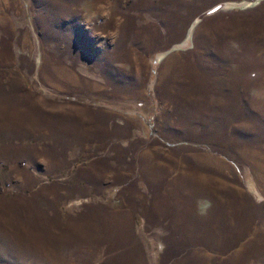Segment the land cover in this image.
I'll return each instance as SVG.
<instances>
[{"label":"rangeland","instance_id":"rangeland-1","mask_svg":"<svg viewBox=\"0 0 264 264\" xmlns=\"http://www.w3.org/2000/svg\"><path fill=\"white\" fill-rule=\"evenodd\" d=\"M0 264H264V0H0Z\"/></svg>","mask_w":264,"mask_h":264},{"label":"trees","instance_id":"trees-1","mask_svg":"<svg viewBox=\"0 0 264 264\" xmlns=\"http://www.w3.org/2000/svg\"><path fill=\"white\" fill-rule=\"evenodd\" d=\"M89 98L92 99V98H95V96H90Z\"/></svg>","mask_w":264,"mask_h":264}]
</instances>
